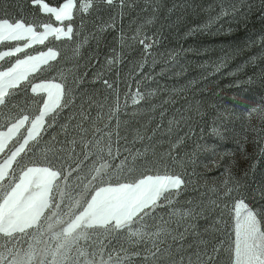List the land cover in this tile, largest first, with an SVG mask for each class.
<instances>
[{"label":"rangeland","instance_id":"rangeland-1","mask_svg":"<svg viewBox=\"0 0 264 264\" xmlns=\"http://www.w3.org/2000/svg\"><path fill=\"white\" fill-rule=\"evenodd\" d=\"M74 4L72 39L24 49L51 47L53 67L42 64L0 105L6 132L22 110L43 107L32 85L67 93L0 173V264H153L154 255L187 264L193 252L230 264L236 202L264 211V0ZM4 12L48 19L32 0H0ZM17 43L0 41V52ZM17 57L0 59V70ZM28 127L6 141L0 163ZM147 175H178L187 187L153 205Z\"/></svg>","mask_w":264,"mask_h":264},{"label":"snow or ice","instance_id":"snow-or-ice-1","mask_svg":"<svg viewBox=\"0 0 264 264\" xmlns=\"http://www.w3.org/2000/svg\"><path fill=\"white\" fill-rule=\"evenodd\" d=\"M32 3L38 6L39 12L46 14L47 20L42 21L36 17L31 20L25 17L16 19L7 12L0 15V41L18 42L17 46L9 51L0 52V59L12 57L16 53H23V58L17 57L15 63L10 67H7L6 70H0V105H7L14 96L17 85H20L24 80H29L31 73L43 71L41 69L42 64L52 68L53 66L49 64V61L55 60L57 57V51L51 47L47 51H41L38 55L26 53L24 49L31 47L33 44H44L49 37L61 41L70 40L75 35L72 26L75 14L74 9H76L74 0H64L63 3L54 6L50 5L46 0H32ZM108 4L111 5L112 0H108ZM88 6L90 7L91 5L89 4ZM82 10L87 11V8ZM52 18L62 26H53L49 22ZM65 21H67V24H64ZM19 42H23L22 46H20ZM139 42L144 44L145 51H147L149 45L145 44L143 40ZM115 59L114 56L110 63H114ZM29 84H31V80H29ZM108 86L112 87V85ZM31 90L33 93L43 92L47 98L43 100V107L39 109L38 115L32 117L24 114L22 110L6 132L0 131V151H3L6 141L18 133L26 122L30 123L27 135L22 137L23 143H20L19 147L11 151L10 156L0 163V173H3L13 165L17 156L25 150V146L28 145L30 140H35L39 136L41 130L45 128V117L54 110L62 108L61 97L67 95L62 84L51 81L34 84ZM68 91L70 92L71 90L68 89ZM143 98V96H139V99ZM66 102L65 100L64 103ZM133 103H138L135 96L133 97ZM143 181H147L150 184L149 200L153 205H156V201L169 189L178 190L182 184L187 187L186 182L178 175H147L142 178ZM235 215V240L232 242L234 247H232V244L229 245L230 264H264V228L261 227V220L257 219L259 216L264 220V211H253L244 204L243 200H239L235 204ZM165 253L171 257L170 249L162 250L159 255L163 256ZM181 253H183V246H181ZM193 256H195V260H193ZM153 264H164V262L154 255ZM171 264H184L183 255L179 262L172 258ZM187 264H212V261L210 259L204 262L201 253L193 252L192 256L188 257Z\"/></svg>","mask_w":264,"mask_h":264}]
</instances>
